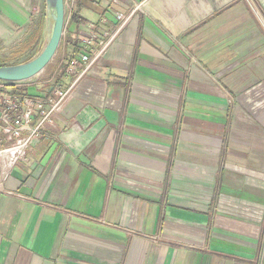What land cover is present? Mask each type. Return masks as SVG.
<instances>
[{
    "label": "crops",
    "instance_id": "0c3cea01",
    "mask_svg": "<svg viewBox=\"0 0 264 264\" xmlns=\"http://www.w3.org/2000/svg\"><path fill=\"white\" fill-rule=\"evenodd\" d=\"M75 2L81 51L145 8L84 75L26 90L67 98L0 175V264H264V0ZM49 25L47 0H0V65Z\"/></svg>",
    "mask_w": 264,
    "mask_h": 264
},
{
    "label": "built area",
    "instance_id": "2783aa9c",
    "mask_svg": "<svg viewBox=\"0 0 264 264\" xmlns=\"http://www.w3.org/2000/svg\"><path fill=\"white\" fill-rule=\"evenodd\" d=\"M76 0H65L67 27L76 10ZM143 3L137 4L128 13H117L115 29L105 37L98 33V26L92 24L79 36L82 49L77 57L67 59L64 55L62 63H67L69 76L84 75L93 64L99 61L111 44L119 37L122 31L130 24L139 12H144ZM66 36V34H65ZM64 36V44L66 37ZM65 47V46H64ZM81 67H85L80 73ZM54 79L42 82L37 77L28 81L3 82L0 81V175L4 176L8 169L17 163L26 149L36 145L44 134L47 125L52 123L55 112L63 106L67 93L56 86L53 92L60 97L58 101L43 97H34L26 90L37 85L53 83ZM49 98V99H48ZM11 152L8 156L7 153ZM7 155V156H6Z\"/></svg>",
    "mask_w": 264,
    "mask_h": 264
},
{
    "label": "water",
    "instance_id": "95a60500",
    "mask_svg": "<svg viewBox=\"0 0 264 264\" xmlns=\"http://www.w3.org/2000/svg\"><path fill=\"white\" fill-rule=\"evenodd\" d=\"M49 36L41 54L19 65L0 66V81L19 82L34 79L45 72L59 53L67 31L65 0H47Z\"/></svg>",
    "mask_w": 264,
    "mask_h": 264
},
{
    "label": "rangeland",
    "instance_id": "374dc122",
    "mask_svg": "<svg viewBox=\"0 0 264 264\" xmlns=\"http://www.w3.org/2000/svg\"><path fill=\"white\" fill-rule=\"evenodd\" d=\"M48 36H49V32L44 35V37H43L44 39H42L41 41L38 42L37 47H35V49L32 52H30L29 54H26L25 56H23L19 60L16 59L14 61H10L9 63L19 65V63H26V62L33 60L35 57L40 55L41 51L45 48V46L48 42V39H49ZM64 49H65V47H64V40H63V44L58 51L59 53L57 54L55 59L52 61V63L49 65V68L41 74L40 81L46 82V80L49 79V76H51L54 73V71L57 68V65H59V63L62 61V59L64 57V52H63Z\"/></svg>",
    "mask_w": 264,
    "mask_h": 264
},
{
    "label": "trees",
    "instance_id": "16d2710c",
    "mask_svg": "<svg viewBox=\"0 0 264 264\" xmlns=\"http://www.w3.org/2000/svg\"><path fill=\"white\" fill-rule=\"evenodd\" d=\"M75 16L73 15V17H72V19H71V23H70V25L72 24V22H74L75 21ZM72 44H74L73 45V48H74V54H73V57L72 58H74V57H77L78 56V54L80 53V51H81V49H80V47H79V44H75V43H72V40H71V38L69 37V36H67V38H66V41H65V44H64V46H65V48L67 49L69 46H71ZM77 55V56H76ZM0 66H4V65H0Z\"/></svg>",
    "mask_w": 264,
    "mask_h": 264
},
{
    "label": "bare ground",
    "instance_id": "6f19581e",
    "mask_svg": "<svg viewBox=\"0 0 264 264\" xmlns=\"http://www.w3.org/2000/svg\"><path fill=\"white\" fill-rule=\"evenodd\" d=\"M11 155V152H8Z\"/></svg>",
    "mask_w": 264,
    "mask_h": 264
}]
</instances>
